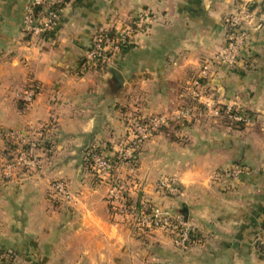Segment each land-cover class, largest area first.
Returning a JSON list of instances; mask_svg holds the SVG:
<instances>
[{"label": "crops", "instance_id": "1", "mask_svg": "<svg viewBox=\"0 0 264 264\" xmlns=\"http://www.w3.org/2000/svg\"><path fill=\"white\" fill-rule=\"evenodd\" d=\"M30 1L0 0V159L6 131L40 135L44 146L36 168L0 181V264H264V26L257 27L258 17L237 64L216 70L208 95L213 108L162 127L139 154L134 175L141 186L130 202L146 198L183 215L191 243L177 246L165 231L133 232L112 213L108 183L83 163L90 146L118 157L130 113L182 108L191 77L227 41V17L243 4L260 15L264 0H70L49 37L26 31ZM141 17L144 26L104 67L87 63L99 32ZM111 68L124 76L122 87ZM33 83L38 93L27 104L21 95ZM219 107L249 111L252 121L234 128ZM237 163L246 169L240 177L216 176ZM130 171L129 163L119 168L122 175ZM164 176L181 193L160 192L156 183ZM61 179L70 197L60 201L52 183Z\"/></svg>", "mask_w": 264, "mask_h": 264}, {"label": "built area", "instance_id": "2", "mask_svg": "<svg viewBox=\"0 0 264 264\" xmlns=\"http://www.w3.org/2000/svg\"><path fill=\"white\" fill-rule=\"evenodd\" d=\"M70 0H31L26 8L24 27L26 31L41 37L55 34L59 27L60 15ZM255 12L248 4L239 5L236 11L227 17V41L223 49L204 63L195 73L187 87V100L177 112L157 114L152 116L140 113H130L127 118L128 132L121 141L118 157L111 159L102 152H86L93 158L92 172L100 182H107L109 191L107 199L111 211L123 217V220L134 231H165L169 233L177 246L185 247L192 241L193 231L183 215L169 209L149 203L146 200L130 202V194L141 186L136 176L139 154L142 146L152 139L157 132L171 122H179L194 116L195 110L204 106L207 110L213 108L212 99L208 98L212 91V82L216 77V70L222 66L237 64L242 52L249 43V24L258 17L257 27L264 26V11ZM145 17L130 24H123L113 30H103L97 34L86 52L87 63L96 67H104L122 47H124L144 26ZM38 86L31 84L21 95V99L30 104L35 100ZM221 113L219 107L217 112ZM234 120L252 121L249 114L239 111L237 115H230ZM4 138L13 151L0 160V181L12 179L22 169H34L40 164L43 146L40 139L30 137L20 131H6ZM129 163L130 174L122 175L119 168ZM245 166L234 164L229 169L216 173L217 177L226 176L238 178L245 172ZM53 193L56 197L67 199L70 197L68 183L57 180L53 183ZM158 190L168 194L179 193L180 187L172 178H164L158 183ZM264 255V254H263Z\"/></svg>", "mask_w": 264, "mask_h": 264}, {"label": "trees", "instance_id": "3", "mask_svg": "<svg viewBox=\"0 0 264 264\" xmlns=\"http://www.w3.org/2000/svg\"><path fill=\"white\" fill-rule=\"evenodd\" d=\"M19 107H21L22 109H24L26 107V105L24 104L23 101H20ZM221 111H222V113H225L226 114L225 120L232 127L237 128V129H244V128L247 127L248 124H247V122L245 120H241V121H238L237 120L236 121V120H234V119H232L230 117V115H237L239 113V110H236L234 108H227V107H225ZM245 113L249 114L250 116L253 115L249 111H246ZM13 149H14V147H10V144L7 143L6 148L3 150V156H2V158L4 156L8 155L9 153H11L13 151ZM88 150H91L92 153L101 152L99 148H97V147H91V146L87 148L86 152ZM86 152H85V156H84V159H83V163H84L85 167H87L92 172V164H93L94 161H93V158L91 156H87L86 155ZM22 170H28V169L24 168ZM58 200H60V199L58 198ZM259 247L261 249L262 254H264V244L259 245ZM10 256L13 257L12 254H10Z\"/></svg>", "mask_w": 264, "mask_h": 264}, {"label": "water", "instance_id": "4", "mask_svg": "<svg viewBox=\"0 0 264 264\" xmlns=\"http://www.w3.org/2000/svg\"><path fill=\"white\" fill-rule=\"evenodd\" d=\"M112 73L114 74V81L116 88L122 87L124 83V76L122 75L121 71L117 68H111Z\"/></svg>", "mask_w": 264, "mask_h": 264}, {"label": "rangeland", "instance_id": "5", "mask_svg": "<svg viewBox=\"0 0 264 264\" xmlns=\"http://www.w3.org/2000/svg\"><path fill=\"white\" fill-rule=\"evenodd\" d=\"M37 93H38V91H37ZM46 127L44 126V127H42V130L43 129H45ZM41 132V131H40ZM4 134V133H3ZM31 137V136H30ZM34 138V137H33ZM38 139H40V143H41V145H43L44 146V141L43 140H41V137H40V135H39V137H37ZM137 166H138V164H137ZM219 171H221V170H219ZM219 171H217V172H219ZM94 175V174H93ZM94 177H95V175H94ZM96 178V177H95ZM164 178H170L169 176H164V177H162V178H160L159 180H158V182L156 183V185H157V188H158V183L162 180V179H164ZM97 179V178H96ZM61 180H63V179H61ZM65 181V180H64ZM97 181H99L98 179H97ZM67 182V181H66ZM54 183V182H53ZM53 183H52V186H53ZM180 187V186H179ZM53 189V188H52ZM160 192H162V191H160ZM163 194H166V195H171V194H168V193H164V192H162ZM179 193H181V188H180V191H179ZM179 193H176V194H179ZM176 194H172V195H176ZM56 199H58V197H56ZM142 200H146V201H148L149 203H152V204H154V205H156L155 203H153V202H151L150 200H147L146 198H142ZM132 230V229H131ZM133 231V230H132ZM134 232V231H133Z\"/></svg>", "mask_w": 264, "mask_h": 264}]
</instances>
